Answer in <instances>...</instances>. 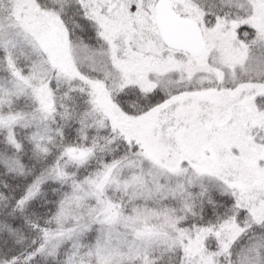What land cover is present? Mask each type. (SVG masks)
<instances>
[{"label": "snow or ice", "instance_id": "1", "mask_svg": "<svg viewBox=\"0 0 264 264\" xmlns=\"http://www.w3.org/2000/svg\"><path fill=\"white\" fill-rule=\"evenodd\" d=\"M0 264H264V0H0Z\"/></svg>", "mask_w": 264, "mask_h": 264}]
</instances>
